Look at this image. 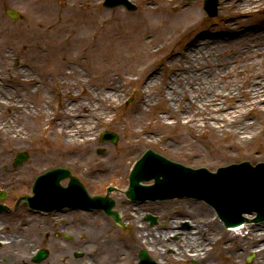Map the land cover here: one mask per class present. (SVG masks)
Wrapping results in <instances>:
<instances>
[{"label": "rangeland", "instance_id": "rangeland-1", "mask_svg": "<svg viewBox=\"0 0 264 264\" xmlns=\"http://www.w3.org/2000/svg\"><path fill=\"white\" fill-rule=\"evenodd\" d=\"M51 1L59 8H63L68 2L74 12H71L69 7L66 13L57 14L48 22L43 19L45 16L40 10L42 0H0V49L9 50V59L0 63V70L8 68L6 77L10 80L9 83L2 84L10 94L2 93L0 98V176L3 173L19 185V182L31 181L40 172L51 167L66 166L92 193H101L107 185H114L123 190L127 186L128 173L134 161L147 148L164 153L171 160L179 161L183 165L204 166L213 171L218 166L242 160L253 161L254 164L264 161V115L260 118L253 115L257 119V127L251 133L241 134L240 137L231 134L229 130L212 129L207 124L190 129L175 122L173 116L167 115L165 100L160 98L159 78L154 85H143L151 70L162 67L168 72L169 68L183 62L181 57H176L174 61L167 63V66L172 67L166 68L161 64L165 62V54L175 50L181 52L187 43H191L203 30L219 31L231 24L237 29L252 23L264 25L263 9L259 11L251 8L241 11L236 5L238 0H218V13L216 16H209L203 8V0H132L138 5L134 12L121 7L103 8L102 0H49ZM176 4L195 5L202 11V16L191 26L179 25L173 34L167 36V42L163 43L158 37V29L163 23V16L166 17ZM262 6L261 3L258 5L260 8ZM9 7L18 10L22 17H9L4 11ZM55 24L66 27L64 35L61 36L63 45L68 36L75 34V38L68 45L71 60L75 61L74 66L81 74L80 84L75 87L72 85L68 88L64 84L57 87L53 82L49 69L57 56L63 59L62 49L54 51L47 42L43 43V32L40 35L34 34L35 29L43 28L46 31ZM256 64L259 65L256 67ZM68 67L69 65H65L63 68L65 73ZM253 69L264 71L262 59L254 60ZM19 76L36 77L44 82V86L34 90L32 82H27ZM69 77L62 78L67 80ZM110 78H114L118 84L119 98L110 103V117L99 122L92 150L84 154L71 144L63 145V133L56 130L55 117L60 116V108L69 101V95L74 93L82 96L85 89L95 91ZM242 78L244 76H237L231 81L241 83ZM13 102L17 104L13 105ZM9 125L13 129L20 128L19 142L10 139ZM106 129L116 133V142L110 139L100 140L102 131ZM176 135H182L185 140L195 144L197 141L203 149L201 157L191 156L183 147L178 145L173 148L165 142H176ZM229 141L235 142L236 147L227 152L222 146ZM101 149L103 151L99 152ZM19 151L26 152L28 156L16 166L17 168L11 169L12 161ZM117 154L122 155V160L114 159ZM88 158H112L115 162H112L104 173H100L94 171L99 165L89 163ZM211 160L214 161L212 165L209 164ZM112 196L117 199L115 208L122 212V220H126L125 228L113 227L111 235H106L116 242L117 246L113 250L117 254L121 253L123 244H127L135 259L137 252L144 248L155 260L161 262L164 259L165 263L163 261L162 264H236L229 250L230 247H242L241 240L229 244L226 242L234 233L218 227L216 213L208 212L211 211V206L203 200L175 197L133 202L124 192L119 191L112 192ZM189 200L197 202L199 208L208 211L197 209L196 213L176 220L175 217L183 207L179 203ZM133 203L144 204L145 212L141 219L148 225L147 236L166 234L168 240L176 242L170 248L175 246L178 248L177 252L167 251L166 248L169 247L164 246L165 241L161 242L162 245H138L135 242L136 220L133 213L137 211H131ZM147 214L156 216L155 224L151 225L145 220ZM193 215H196V220H192ZM184 224H188V228L183 227ZM176 225L182 228L178 229L180 236L173 234L171 229ZM181 231L183 233H180ZM194 231L198 233V238L201 235L209 238L207 245L198 250L201 254H197V257L196 252L192 255V250L186 252L183 244L184 235ZM256 244L250 242L243 248Z\"/></svg>", "mask_w": 264, "mask_h": 264}, {"label": "bare ground", "instance_id": "bare-ground-1", "mask_svg": "<svg viewBox=\"0 0 264 264\" xmlns=\"http://www.w3.org/2000/svg\"><path fill=\"white\" fill-rule=\"evenodd\" d=\"M260 3L263 5L261 8L258 7ZM236 5L241 11L251 8H256L259 11L260 9L264 10V0H238ZM69 7L71 8L70 11L74 12L68 2L64 4L63 8H59L52 1L42 0L40 10L45 16L43 19L50 22L57 14L66 13ZM166 15V17L163 16L162 25L159 29L157 28L158 37L162 39L163 43L167 42V36L173 34L179 25L183 24L188 27L195 24L202 16V11L195 5L176 4L172 7V11ZM75 29L76 27L73 30ZM65 31L66 27L55 24L46 31L43 28L35 29L34 34L40 35L43 32V43L47 42L54 51L62 49L64 57L62 59L57 56L55 60L52 59V65L49 69L50 75L57 87L64 84L71 88L72 85L75 87V85L80 84L81 74L79 69L74 66L76 65L75 61L71 60L69 54L68 45L75 38V34L68 36L63 45L61 36L64 35ZM164 57L166 58L165 62L163 61L164 63L161 64L166 68L172 67L167 66V63L174 61L176 57H181L183 62L177 61L178 66L169 68L168 72H165L162 67L151 70L143 85L144 87L154 85L159 78L161 84L160 98L165 100V111L168 116L174 117L175 122L190 129H196L202 124H207L215 130H229L231 134L238 137L241 134L251 133L257 127L256 118L264 115V71L253 69V62L255 59H262L264 65V25L252 23L242 29H237L231 24L219 31L203 30L191 40V43H187L181 52L175 50L165 54ZM8 59V48L0 49V63ZM259 64H256V67ZM65 65H69L66 73L63 71ZM7 69L0 70V98H2V93L10 94L2 86V84H7L10 81L6 77ZM64 76L70 77L65 80L62 78ZM237 76H244L241 83L231 81ZM19 77L27 82H32L34 90L44 86V82L39 81L36 77ZM101 86H98L95 91L85 89L82 96L72 93L69 95V101L60 108V116L55 117V126L58 132L63 133V145L71 144L74 148L82 150L84 154L92 150L93 139L99 122L110 117L108 113L110 103L119 98V87L114 78H110ZM12 104L16 105L17 103L13 102ZM9 128L10 139L13 142H19L21 140L20 128L13 129L10 125ZM262 130L264 131V128ZM174 139L177 144L169 140H165V142L173 148L178 147V145L183 147L185 151L188 150V154L196 156V158L203 154V149L197 141L196 144L187 141L182 135H176ZM234 147L236 145L233 141L222 146L227 152ZM114 159L120 161L122 155L117 154ZM87 160L89 163H97L99 167L94 171L100 173H104L109 169L112 162H115L112 158L111 160L105 158L96 160L88 158ZM209 164H214V161L211 160ZM139 204L133 203L131 210L132 212L137 211V213H133L136 220L134 227L135 242L138 245L141 243L162 245L161 242L165 241L164 246L169 247L166 248L167 251L177 252L178 248L175 246L170 248L176 242L172 243L168 240L169 237L166 234L159 233L157 236L155 234L147 236L149 235L146 232L148 225L141 219L145 212L144 204ZM179 204H182L183 207L175 217L176 220L191 213L194 214L196 213L195 210L201 209L195 201H183ZM210 210L202 211L211 213L213 210ZM148 216H150L149 218L153 217L151 214ZM192 218V220H196V215H193ZM218 227L222 230L220 222ZM193 228L196 229V227ZM171 229H173V234H179L176 226ZM236 232H240V228H237ZM197 234L194 231L185 234L183 237L184 250L186 252L192 250V255H194L193 252H196V257L197 254H201L198 250L202 249L203 245L206 246L209 241V238L203 237V235L198 238ZM153 250L151 248V251ZM189 252L188 254L191 255Z\"/></svg>", "mask_w": 264, "mask_h": 264}, {"label": "flooded vegetation", "instance_id": "flooded-vegetation-1", "mask_svg": "<svg viewBox=\"0 0 264 264\" xmlns=\"http://www.w3.org/2000/svg\"><path fill=\"white\" fill-rule=\"evenodd\" d=\"M0 177V264H134L131 248L123 244L117 254L116 242L106 236L118 226L111 215L71 205L32 206L27 199L32 181L17 185L3 173ZM240 227L242 234L229 241L257 244L231 249L232 259L236 264H264V222Z\"/></svg>", "mask_w": 264, "mask_h": 264}, {"label": "water", "instance_id": "water-1", "mask_svg": "<svg viewBox=\"0 0 264 264\" xmlns=\"http://www.w3.org/2000/svg\"><path fill=\"white\" fill-rule=\"evenodd\" d=\"M217 3L218 0H204V8L208 14H216ZM120 4L130 10L136 8L129 0H104L103 2V5L108 7ZM6 12L12 17H19V14L14 10L7 9ZM107 135L112 140L116 139L114 133L107 132ZM155 152L157 150L153 152L151 149H147L131 170L129 186L126 191L131 199L142 201L193 196L212 205L226 226H238L245 220L256 222L264 220L263 161L253 165V161H250L251 164L245 160L218 167L216 172H211L207 169L208 167L191 168L180 164L179 161L169 160V156H165L164 153L160 154L168 159ZM25 158V153H18L14 164L22 162ZM68 175L67 169H51L36 178L34 191L44 188L41 186L44 183L52 185L51 190L56 191L60 188L57 182ZM141 180H144L142 183L148 185L141 184ZM70 181L71 188L81 190V195L70 194V196L83 199L85 196L89 205L96 206L103 203L99 197L85 195L83 187L75 177L71 176ZM50 197L58 199L61 197V193L53 192ZM244 214H250L253 217L248 218ZM140 264L156 263L145 257Z\"/></svg>", "mask_w": 264, "mask_h": 264}]
</instances>
